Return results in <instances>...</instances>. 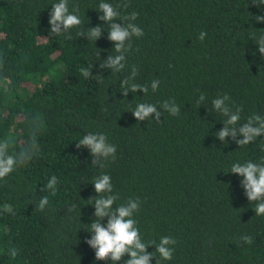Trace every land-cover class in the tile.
<instances>
[{
	"label": "trees",
	"instance_id": "1",
	"mask_svg": "<svg viewBox=\"0 0 264 264\" xmlns=\"http://www.w3.org/2000/svg\"><path fill=\"white\" fill-rule=\"evenodd\" d=\"M53 2L0 0V139L11 132L19 151L28 139L21 114L38 117L42 126L39 154L0 181V208L10 203L16 212L0 211V264H109L96 261L84 242L95 210L89 205L96 195L90 181L101 171L91 165L87 148L75 147L87 132H104L117 145V159L103 171L120 195L117 204L141 198L136 219L144 240H178L173 260L162 264H264V216H255L241 178L229 172L233 162L259 160L264 152L259 140L244 148L230 137L222 143L214 133L223 117L211 108L214 97L228 93L243 107L242 119L264 115V59L252 39L264 32V22L255 21L264 5L128 0L130 7L122 11L139 13L135 23L145 35L133 37L125 70L114 73L99 68L114 54L107 24L95 43L77 35L103 23L96 10L100 0H69L70 11L78 4L83 20L70 40L49 35ZM201 31L207 32L203 41ZM132 65L139 70L136 82L149 86L146 95L121 92L120 81ZM89 66L93 76L84 79L79 69ZM153 79L160 80L156 92ZM201 92L205 105L196 102ZM170 99L181 107L180 115L161 109L159 123L137 121L129 111L139 102L159 107ZM52 175L59 179L55 196L40 191ZM44 195L50 203L41 212L35 204ZM74 203L78 209L68 211ZM242 235H251L253 243H243ZM11 247L20 250L15 260L7 254Z\"/></svg>",
	"mask_w": 264,
	"mask_h": 264
},
{
	"label": "clouds",
	"instance_id": "2",
	"mask_svg": "<svg viewBox=\"0 0 264 264\" xmlns=\"http://www.w3.org/2000/svg\"><path fill=\"white\" fill-rule=\"evenodd\" d=\"M251 3L260 7L264 5V0H251ZM129 7L128 0H120L115 4L110 0H100L96 10L100 13L99 20L103 23L89 27L87 32L82 30L77 32L78 36H85L88 41L95 43L103 34L104 28L101 25L107 24V39L113 44L114 54H108L99 63L101 69L122 73L127 66L126 54L133 48V37L141 38L145 35L144 30L135 23L139 13L122 11ZM255 21L264 22V15H256ZM48 23L50 25L49 35L65 36L66 39H72L71 30L80 28L83 24L79 5L73 4L70 11L69 0H55L49 10ZM206 36L207 32L201 31L198 39L203 41ZM252 39L255 40L258 52L264 59V32L258 35L253 34ZM3 65L4 60L0 58V68ZM92 68L91 66L80 67L79 72L84 79H90L93 76ZM138 75L137 66L132 65L129 74L121 79L120 88L124 96H127L129 92L136 93L138 90L142 91L144 95L148 93L149 86L147 84L142 85L136 82ZM99 82L102 83V80ZM159 86V79L151 81L152 92L158 91ZM205 100L206 96L201 92L196 102L198 105H205ZM211 108L213 112L223 117L221 120L223 127L214 133V136L222 143H228L227 138L230 137L239 148H244L259 140L258 150L264 152V140L258 139L264 136V115L252 113L242 119L243 107L235 104L228 93L218 94L214 97ZM161 109L171 116H179L181 112V107L175 102V99L159 102V107L156 103L139 102L129 111L137 121L151 119L159 123L163 115ZM19 119L27 126L28 139L21 143L19 151L15 150L16 138L11 132L0 139V181L6 180L13 172L26 166L40 152L38 136L42 126L39 123V118H29L21 114ZM238 137L242 138L238 139ZM75 147L77 149L87 148L92 157L91 165L101 170L90 181L94 185L96 195L90 197L89 205H92L95 210L92 213V222L87 224L88 228L85 229L90 233V237H86L84 240L94 250L95 260L107 261L109 264H117L120 261L123 264H152L153 259H155V264H162L163 261L173 260L175 246L178 244L175 237L164 235L160 236L158 240H144L136 219V214L141 208V198L138 196L128 197L126 201L117 204V201L121 199L120 195L114 192L111 175L103 171L117 159V145L111 143L104 132H87L76 142ZM229 172L237 174L241 178L240 187L244 190L248 202L254 204L255 216H264V157L259 160H237L230 165ZM58 183V177L52 175L40 191H47L55 196ZM49 203L48 195H44L39 198L35 207L43 212ZM77 209L78 205L74 203L68 211ZM0 211L16 215L13 205L10 203H4ZM240 240L248 245L253 243L251 235H242ZM150 245L154 246V251H148ZM19 251L18 248L11 247L7 249V254L10 259L15 260Z\"/></svg>",
	"mask_w": 264,
	"mask_h": 264
}]
</instances>
